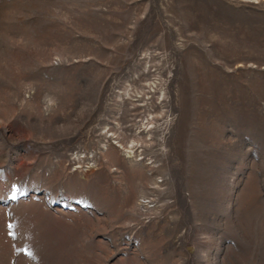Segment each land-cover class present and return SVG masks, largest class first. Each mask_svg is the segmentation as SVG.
I'll list each match as a JSON object with an SVG mask.
<instances>
[{
  "label": "rangeland",
  "instance_id": "rangeland-1",
  "mask_svg": "<svg viewBox=\"0 0 264 264\" xmlns=\"http://www.w3.org/2000/svg\"><path fill=\"white\" fill-rule=\"evenodd\" d=\"M0 264H264V0H0Z\"/></svg>",
  "mask_w": 264,
  "mask_h": 264
},
{
  "label": "snow or ice",
  "instance_id": "snow-or-ice-1",
  "mask_svg": "<svg viewBox=\"0 0 264 264\" xmlns=\"http://www.w3.org/2000/svg\"><path fill=\"white\" fill-rule=\"evenodd\" d=\"M11 198H12V199H15V198H16V196H15V192H13V195H12ZM10 227H11V226H10ZM28 254L31 255V252H29Z\"/></svg>",
  "mask_w": 264,
  "mask_h": 264
}]
</instances>
